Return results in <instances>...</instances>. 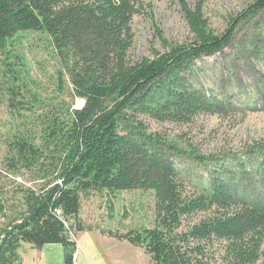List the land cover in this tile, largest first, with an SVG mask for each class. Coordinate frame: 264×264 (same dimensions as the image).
Wrapping results in <instances>:
<instances>
[{
  "label": "trees",
  "instance_id": "obj_1",
  "mask_svg": "<svg viewBox=\"0 0 264 264\" xmlns=\"http://www.w3.org/2000/svg\"><path fill=\"white\" fill-rule=\"evenodd\" d=\"M140 2L0 0V96L21 117L44 110L37 115L38 131L27 129L8 141L5 175L25 170L37 186L0 183V264H22V242L36 248L60 243L65 264H73L76 242L65 221L73 220L76 234L83 230L81 193L92 189L153 192L154 226L106 234L143 246L155 264H264V198H240L232 183L239 172L216 157L205 169L210 187L189 188L173 150L156 146L157 134L147 139L137 119L143 113L189 122L215 112L212 99L192 81L195 64L229 44L242 22L264 13V0L232 16L221 33L210 28L200 4L182 0L192 37L131 61V23ZM24 31L48 35L73 94L85 101L82 107L63 111L45 107L39 96L35 103L29 99L19 57L10 54ZM248 152L264 192V143Z\"/></svg>",
  "mask_w": 264,
  "mask_h": 264
},
{
  "label": "rangeland",
  "instance_id": "obj_2",
  "mask_svg": "<svg viewBox=\"0 0 264 264\" xmlns=\"http://www.w3.org/2000/svg\"><path fill=\"white\" fill-rule=\"evenodd\" d=\"M184 1L190 7L200 4L210 28L221 33L229 19L254 0ZM131 28L134 35L129 52L131 61L152 57L156 51H164L166 45L182 43L192 37L182 0H141ZM260 33L262 38L259 41ZM10 51L11 55L15 53L19 57L17 70L26 90L32 94L31 101L35 103L33 99L39 96L45 107L63 111L83 106L84 99L73 94L72 85L61 71L57 53L47 34L20 32ZM0 69H3L1 65ZM192 81L212 99L215 112L201 113L189 122L161 121L138 113L137 119L143 124L146 138L153 140L157 134L159 138L155 145L173 150L174 162L189 188L210 187L209 173L205 169L214 164L210 158L216 157L239 172L240 177L232 183L240 188V198H264L256 177L257 168L248 158L250 147L264 143V13L242 22L233 40L220 52L199 59ZM6 99L0 96V172H3V175L0 173V183L5 182L9 187L16 181L26 187H36L32 174L25 170L6 176L5 158L9 154L8 141L14 135L27 129L38 131L40 120L37 115L44 110H38L35 116L21 117L9 111ZM189 152L203 154L209 160L199 162ZM81 201L84 223L87 228L95 230L87 234L96 239L103 254V264H155L143 246L117 238V242H112L114 240L97 232V228L106 234L108 231L127 232L154 226L153 192L142 189L115 192L92 189L81 193ZM79 254L80 248L78 259Z\"/></svg>",
  "mask_w": 264,
  "mask_h": 264
},
{
  "label": "crops",
  "instance_id": "obj_3",
  "mask_svg": "<svg viewBox=\"0 0 264 264\" xmlns=\"http://www.w3.org/2000/svg\"><path fill=\"white\" fill-rule=\"evenodd\" d=\"M79 218L81 222H83L84 227L83 230L77 232L80 254L76 264H103V254L97 245L96 239L90 237V234H87L89 232L92 233L90 230H95L86 227L81 215V209L79 212ZM98 230L99 229L97 228V232L100 236L108 237L109 239L114 240L112 242H117L115 237H111L102 232V230ZM18 253L22 264H65L64 249L60 243H47L41 248H36L28 242H22Z\"/></svg>",
  "mask_w": 264,
  "mask_h": 264
},
{
  "label": "built area",
  "instance_id": "obj_4",
  "mask_svg": "<svg viewBox=\"0 0 264 264\" xmlns=\"http://www.w3.org/2000/svg\"><path fill=\"white\" fill-rule=\"evenodd\" d=\"M65 224L68 228V234L70 236V240H73L76 242V248L73 252V257H72L73 264H76L77 260H78V252H79L80 247H79L78 240H77V234L75 233V228H71V226L73 224V220L72 219L67 220V221H65Z\"/></svg>",
  "mask_w": 264,
  "mask_h": 264
},
{
  "label": "water",
  "instance_id": "obj_5",
  "mask_svg": "<svg viewBox=\"0 0 264 264\" xmlns=\"http://www.w3.org/2000/svg\"><path fill=\"white\" fill-rule=\"evenodd\" d=\"M85 104V101L83 102V105Z\"/></svg>",
  "mask_w": 264,
  "mask_h": 264
}]
</instances>
